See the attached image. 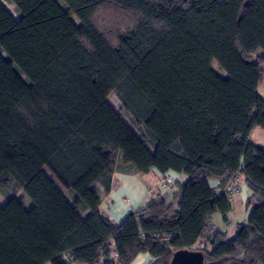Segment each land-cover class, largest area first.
I'll list each match as a JSON object with an SVG mask.
<instances>
[{
    "label": "trees",
    "instance_id": "trees-1",
    "mask_svg": "<svg viewBox=\"0 0 264 264\" xmlns=\"http://www.w3.org/2000/svg\"><path fill=\"white\" fill-rule=\"evenodd\" d=\"M6 1L0 264H168L181 249L264 264V149L249 141L264 130V0ZM152 170L186 180L114 226L99 210L114 173ZM239 173L251 212L228 238L212 218L232 201L210 181Z\"/></svg>",
    "mask_w": 264,
    "mask_h": 264
},
{
    "label": "crops",
    "instance_id": "crops-1",
    "mask_svg": "<svg viewBox=\"0 0 264 264\" xmlns=\"http://www.w3.org/2000/svg\"><path fill=\"white\" fill-rule=\"evenodd\" d=\"M249 135V141L252 144L264 149V130L255 126ZM167 174L172 175L175 181L179 180L183 182L186 180V175L184 174L173 171H169ZM161 175L162 174L154 170L144 175L114 173L112 187L109 193L102 198L100 203V212L106 216L114 226H118L130 215V213L143 210L156 198H164L168 192H175L176 189L173 185L170 189L167 188L166 191L156 186ZM238 179L241 182L240 184H242V190L239 198H235L232 201V210L227 215V219L223 221V217L217 213L214 214L212 218L213 224L218 227L220 231L226 233L228 238L234 235L236 225L238 223H244L246 219L249 218L251 212V209L248 207V190L244 184V175L239 173ZM217 184L218 182L215 180L210 181V186L212 187ZM160 196L161 198H159ZM126 200H128V202H126ZM4 203H0V205ZM237 207H241L242 209V212H239V219H236L233 212ZM215 216L217 217L216 222L214 221ZM150 260L151 258L148 254H139L131 264H148Z\"/></svg>",
    "mask_w": 264,
    "mask_h": 264
},
{
    "label": "rangeland",
    "instance_id": "rangeland-1",
    "mask_svg": "<svg viewBox=\"0 0 264 264\" xmlns=\"http://www.w3.org/2000/svg\"><path fill=\"white\" fill-rule=\"evenodd\" d=\"M0 1L4 4V6L8 9V11H9V12H10L15 18L18 17V16H17V12L14 10V8L12 7L11 4H9L6 0H0ZM58 2L62 5L63 8L66 9V6L63 4V2H62L61 0H58ZM72 19H73L76 23L78 22V20H77V18H76L75 16H72ZM212 68H213L214 70H216V71L218 72V74L224 75V72H223V71H221V70L219 71V70H218L216 63H214V62L212 63ZM257 87H258V91H259L260 96L262 97V99H264V77H263V80H262V82L260 83V85L257 86ZM108 101L110 102V104L113 106V108H114L116 111H118V112L121 111V107H120V105L118 104V102L116 101V99H115V97H114L113 95H110V96H109ZM123 119L128 123V121H127V119H126L125 117H123ZM43 170H44V172L47 174L48 177H50L52 180H54L56 186H57V187L59 188V190H60V191L66 196L65 189H64L60 184H58V183L55 181V179L53 178V176L49 173V171H48L46 168H43ZM237 180H238V183H237V184L240 185V191H239V193L236 195V199L239 198V195H240L241 190H242V184H240L241 182H240L239 179H237ZM156 186L162 188V190H164V191H166L167 188H168V187H166V188L164 187V189H163V187L159 184L158 181H157ZM171 187H172V186H171ZM171 187H169V189H170ZM18 198L21 199V200H25V204H26L27 207H30V206H31V202L29 201V199L26 197L25 194L20 193V194L18 195ZM159 198H161V196H160ZM0 203H1V204L4 203V198H3L1 195H0ZM233 212H234V216L236 217V219H237V218L239 219V215H240V213L242 212V209H241V207H237L236 210L234 209ZM236 212H237V213H236ZM239 212H240V213H239ZM236 219H235V220H236ZM216 220H217V217L215 216V220H214V221L216 222Z\"/></svg>",
    "mask_w": 264,
    "mask_h": 264
},
{
    "label": "built area",
    "instance_id": "built-area-1",
    "mask_svg": "<svg viewBox=\"0 0 264 264\" xmlns=\"http://www.w3.org/2000/svg\"><path fill=\"white\" fill-rule=\"evenodd\" d=\"M238 178L236 176H234L231 180V182L227 185V187L224 190H221L218 185L211 187V190L216 193V194H220V193H225V196H227L229 199H231V201H233L236 198V195L239 193L240 191V185L237 184L238 183ZM175 181V178L170 175V174H162L159 177V184L163 187H171L173 185ZM126 202H128V200H126ZM204 247V246H202ZM75 264V263H72Z\"/></svg>",
    "mask_w": 264,
    "mask_h": 264
},
{
    "label": "water",
    "instance_id": "water-1",
    "mask_svg": "<svg viewBox=\"0 0 264 264\" xmlns=\"http://www.w3.org/2000/svg\"><path fill=\"white\" fill-rule=\"evenodd\" d=\"M132 214V213H130ZM201 250H176L171 254L168 264H206Z\"/></svg>",
    "mask_w": 264,
    "mask_h": 264
}]
</instances>
